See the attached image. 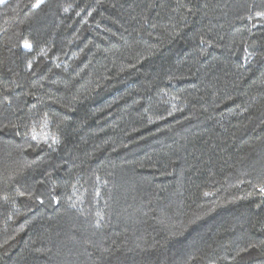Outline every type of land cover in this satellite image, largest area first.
<instances>
[{
    "label": "trees",
    "instance_id": "obj_1",
    "mask_svg": "<svg viewBox=\"0 0 264 264\" xmlns=\"http://www.w3.org/2000/svg\"><path fill=\"white\" fill-rule=\"evenodd\" d=\"M38 2H0V264H264V0Z\"/></svg>",
    "mask_w": 264,
    "mask_h": 264
},
{
    "label": "snow or ice",
    "instance_id": "obj_2",
    "mask_svg": "<svg viewBox=\"0 0 264 264\" xmlns=\"http://www.w3.org/2000/svg\"><path fill=\"white\" fill-rule=\"evenodd\" d=\"M0 2H3V0H0ZM42 2H43V0H39V2L36 4V7H39L40 3H42ZM261 18H264V14H261ZM25 47L26 48H31V45L30 44H25ZM260 191L264 192V187H261Z\"/></svg>",
    "mask_w": 264,
    "mask_h": 264
}]
</instances>
